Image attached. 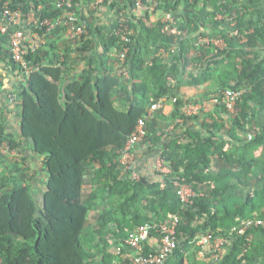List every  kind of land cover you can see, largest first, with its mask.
Segmentation results:
<instances>
[{"label":"trees","instance_id":"trees-1","mask_svg":"<svg viewBox=\"0 0 264 264\" xmlns=\"http://www.w3.org/2000/svg\"><path fill=\"white\" fill-rule=\"evenodd\" d=\"M56 1L0 0V9L8 4L27 13L43 6L41 16L55 17L61 13ZM74 2L88 21V36L74 44L63 27L41 31L46 42L27 54L40 69L20 81L16 91L20 136L1 126L19 155L0 154V264H129L133 251L126 240L133 230L175 216L181 218L177 247L164 264H264V223L244 234L234 231L248 219L264 221L261 161L249 156L264 145V132L248 142L239 134L253 130L250 117L264 108V58H248L264 49V0H144L146 7L157 4L153 12L141 11L136 0ZM105 7L115 11L112 30L99 15ZM158 12L172 14L174 21H152ZM121 15L128 30L119 33ZM201 36L224 39L227 47L201 44ZM65 37L68 43L60 46ZM126 47L129 80L117 68ZM0 58L26 77L13 59L10 36L2 33ZM208 83L217 90L202 112L209 104L217 106L233 128L215 119L202 123L205 132L184 128L202 112L189 116L183 107L206 99L183 97V86ZM229 89L243 91L237 112L212 102ZM174 98L171 115L163 109L149 115L154 103ZM141 118L148 130L141 145L169 164L165 176L122 175L121 150ZM27 142L42 159L47 179L40 197L22 155ZM216 156L229 165L213 171ZM254 176L258 188L244 196L243 186ZM184 184L207 189L184 202L178 194ZM208 233L224 237L230 248L218 259L210 254L199 260L197 240ZM159 237L153 230L152 240ZM152 245H146L145 253Z\"/></svg>","mask_w":264,"mask_h":264},{"label":"built area","instance_id":"built-area-1","mask_svg":"<svg viewBox=\"0 0 264 264\" xmlns=\"http://www.w3.org/2000/svg\"><path fill=\"white\" fill-rule=\"evenodd\" d=\"M137 5L141 11L145 9L153 12L156 9L157 4L154 3L150 7H146L144 0H136ZM56 6L61 10V13L55 17H43L40 12L43 10V6H39L37 9L25 13L21 9H12L5 4L0 9V33L7 34L10 36V47L13 54V59L16 63L20 64L24 69L26 77L22 78V81H26L32 72L39 70V65H34L28 58L27 54L29 51H37L45 42V34H41V31L46 30V33L63 27L68 40L72 43L77 44L83 42L88 36V21L82 18L77 12L74 0H57ZM120 30L127 31L128 26L125 23V18L121 15ZM165 22H173L174 18L172 14L166 13L161 19ZM131 34H134L133 30H130ZM127 42H131V38L126 35ZM201 44L214 45L218 49H224L227 47V42L224 39L209 38L201 36ZM129 48L126 47L123 53L120 54L119 62L117 64L118 74L125 80L130 79V72L127 62V53ZM243 91H236L229 89L222 97H214L212 102L224 103L228 109L232 112H237V103L239 97ZM11 102L17 100V94H9ZM177 98L171 102L175 104ZM164 102H156L151 106L149 115L153 112L162 109ZM206 106V102H194L188 103L183 107V112L186 115L194 116L201 113L203 108ZM4 113L0 108V154L6 156H16L17 150L11 149L8 140L3 136L1 126L3 125ZM173 128V126L171 127ZM170 128V129H171ZM148 135L145 118H141L138 122L136 131L129 137L125 147L121 150V164H122V175L132 177L134 179H140L141 173L137 169L138 153L136 151L137 146L145 141ZM157 171L162 176H165L171 172L169 164L162 158H158L156 163ZM178 194L182 201L189 202L193 197L201 195L197 193L192 185L184 184L180 186ZM181 218L175 216L167 219L166 221L156 223H145L137 226L126 240L127 245L132 249L133 254L129 257V264H164L169 257L174 253L177 247V226ZM264 221L259 219H248L236 228L234 231L238 234H244L247 230L253 227L255 224H263ZM156 230L160 237L156 240V247L153 246L148 253H145L146 245L152 241V231ZM197 245L202 247V250L206 249L210 251V254L215 259L220 258L225 253V247L227 240L222 236H216L214 233H208L202 235L197 240ZM121 249H118L117 254H120Z\"/></svg>","mask_w":264,"mask_h":264},{"label":"crops","instance_id":"crops-1","mask_svg":"<svg viewBox=\"0 0 264 264\" xmlns=\"http://www.w3.org/2000/svg\"><path fill=\"white\" fill-rule=\"evenodd\" d=\"M256 14V11H254ZM101 19L103 20V23L107 25L109 30H112L115 26V11L109 9L108 7H105L102 12L99 14ZM164 14H161L160 12L154 13L151 15L152 21H158L163 18ZM68 40L65 38L60 39V46L62 44H66ZM250 61H259L264 58V49L258 50L257 52L251 54L249 57ZM254 65H250V70H253ZM74 75H70V78H73ZM22 76H17L16 73H14L13 68L7 64L4 63L0 58V108L2 109L4 113V127L7 133L15 135L16 137L20 136V117H21V106H19L16 102H11L9 99V94L16 93L18 89L19 82L22 81ZM217 87L213 83L204 84L201 86H183L182 88V95L183 97L194 99V100H200V99H206L202 102H206L209 99L208 97L214 95L216 93ZM208 98V99H207ZM174 104L171 102H166L164 107L162 108L164 111V114L167 116L171 115L174 111ZM202 112V111H201ZM217 120L219 122L225 123L227 126L233 128L231 121H229L228 116L224 114L220 108H217V106L209 104L206 110L202 112L199 116V119H191L188 120L187 127H184L188 130L196 131H204L202 128L203 122H209L211 120ZM250 121L253 123V130L252 131H239L240 137L243 138L244 141L248 142L251 139L255 137L257 133L264 132V108L259 109L256 112L255 117L251 116ZM250 129V127H249ZM237 130H239L237 128ZM184 130H179L181 134H183ZM241 145V144H240ZM22 149V155L26 160L28 161V166L32 167V174L33 175V183L32 188H45V182L46 177L45 173L42 170V159L35 157L33 154L30 143L27 142L26 144H23L21 146ZM137 153H138V160H137V169L142 175H145L149 178L155 179L159 175H157V167H156V153L152 152L149 153L148 148L146 146H143L141 144L137 147ZM19 155V152L16 156ZM250 157H256L261 162L257 167V171L259 174L264 175V145L258 146L256 149L252 150L250 152ZM229 164L222 159L219 156L214 157L212 162V170L218 171L224 167H227ZM231 168L236 169L237 171L241 170V166L238 164H232ZM1 172V169H0ZM258 179L256 176L253 177V182L248 185L243 186V195L247 196L249 192H254L258 188ZM244 184V183H243ZM197 193H200L201 195L205 194V190L207 189L205 185L196 186L194 188ZM262 199V198H261ZM263 212L264 209L260 208ZM151 243L152 246L156 247V240H152ZM229 245L227 244L225 247V250H229ZM197 259H209L210 258V251L204 249L197 253Z\"/></svg>","mask_w":264,"mask_h":264},{"label":"rangeland","instance_id":"rangeland-1","mask_svg":"<svg viewBox=\"0 0 264 264\" xmlns=\"http://www.w3.org/2000/svg\"><path fill=\"white\" fill-rule=\"evenodd\" d=\"M157 154L158 155H156V163L158 162V158H159V153L157 152ZM158 173H156L157 175L160 173L159 171H157ZM40 190H42V188H40ZM39 189L38 190H35V193L37 194V196H39L40 197V193L41 192H39L40 191Z\"/></svg>","mask_w":264,"mask_h":264}]
</instances>
